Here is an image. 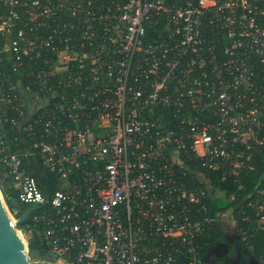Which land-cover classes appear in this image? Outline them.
Segmentation results:
<instances>
[{
	"label": "built area",
	"instance_id": "1",
	"mask_svg": "<svg viewBox=\"0 0 264 264\" xmlns=\"http://www.w3.org/2000/svg\"><path fill=\"white\" fill-rule=\"evenodd\" d=\"M263 151L264 0H0V163L38 206L30 257L232 264L204 238L207 173L239 181ZM238 212L236 241L264 233V183Z\"/></svg>",
	"mask_w": 264,
	"mask_h": 264
},
{
	"label": "trees",
	"instance_id": "2",
	"mask_svg": "<svg viewBox=\"0 0 264 264\" xmlns=\"http://www.w3.org/2000/svg\"><path fill=\"white\" fill-rule=\"evenodd\" d=\"M8 135L11 139L16 135V131L9 128ZM14 142L15 141L12 142V147ZM36 161L38 162L37 159ZM197 166H199L198 163ZM199 171L201 170L199 169ZM4 172V168L0 163V182L6 186V204L10 211L16 212V215H19L24 208V205L17 200V191L9 184L8 178L4 176ZM207 177L210 179L213 188L211 191L212 196H207L204 200L208 207V212L214 217H217L219 211L230 209V216L235 217L240 223L238 207L244 203L247 196L255 192L259 184L262 185L264 183V151L257 156V159L254 162V170L249 171L246 175L243 174L239 181H233L232 177H227L225 180H221L219 171H210L207 173ZM43 183L46 186L47 191L52 193L55 189L54 176L45 171ZM199 184V181H196V185ZM215 190L220 193L218 195L214 194L213 191ZM24 224L25 222L21 223L20 226H23ZM204 238L208 243L212 244V246L227 241L224 231L219 229L217 223H213L210 229H207ZM37 244L38 242L36 240L31 239L29 242V249L33 252ZM236 245H238L237 248L243 257L244 264H255L250 261L252 256L256 257L261 262L264 261L263 232L249 234L247 242L233 240L228 245L227 253H230Z\"/></svg>",
	"mask_w": 264,
	"mask_h": 264
},
{
	"label": "water",
	"instance_id": "3",
	"mask_svg": "<svg viewBox=\"0 0 264 264\" xmlns=\"http://www.w3.org/2000/svg\"><path fill=\"white\" fill-rule=\"evenodd\" d=\"M34 170L47 201L49 192L42 184L41 170L38 166H34ZM37 208V205L24 207L16 220L13 221L0 194V264H54L47 260L32 259L16 227L17 224L25 222L28 216Z\"/></svg>",
	"mask_w": 264,
	"mask_h": 264
},
{
	"label": "rangeland",
	"instance_id": "4",
	"mask_svg": "<svg viewBox=\"0 0 264 264\" xmlns=\"http://www.w3.org/2000/svg\"><path fill=\"white\" fill-rule=\"evenodd\" d=\"M214 194H219L220 192H218L217 190L213 191ZM0 194L2 196V198L4 199V201L6 200V186L4 184H2L0 182ZM6 203V201H5ZM7 205V204H6ZM10 210V209H9ZM230 209L228 210H223V211H219L217 213V225L219 226V229L224 231L225 235H226V242H221L218 243L217 245L213 246V249H209V254L213 255V258H215L216 256H219V258L224 259L226 261H230L232 264H239V256H238V250L237 249H232L231 253H227L228 250V245L229 243H231L233 240H236L238 237V234L235 230V227L232 223V218L230 216ZM23 237L26 239L27 235H23ZM227 254V256H226ZM215 256V257H214ZM35 255H31V258L36 260ZM251 262L257 263V264H264L263 262L259 261V259H257L256 257H251L250 258ZM257 261V262H256Z\"/></svg>",
	"mask_w": 264,
	"mask_h": 264
},
{
	"label": "flooded vegetation",
	"instance_id": "5",
	"mask_svg": "<svg viewBox=\"0 0 264 264\" xmlns=\"http://www.w3.org/2000/svg\"><path fill=\"white\" fill-rule=\"evenodd\" d=\"M211 246H212V245H211ZM237 246H238V245H236L234 248L238 250ZM234 248H233V249H234ZM211 249H213V248H211ZM211 249H210V250H211ZM230 253H231V252H230ZM228 254H229V253H228ZM226 256H227V254H226ZM238 256H239V258H240V259H239V260H240V261H239V264H244V262H243V257H242V255L240 254L239 250H238ZM256 262H257V261H256ZM253 263H255V261H254ZM255 264H257V263H255Z\"/></svg>",
	"mask_w": 264,
	"mask_h": 264
}]
</instances>
